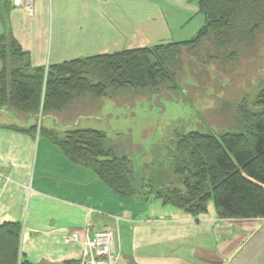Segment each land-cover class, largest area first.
Returning <instances> with one entry per match:
<instances>
[{
    "label": "crops",
    "instance_id": "crops-1",
    "mask_svg": "<svg viewBox=\"0 0 264 264\" xmlns=\"http://www.w3.org/2000/svg\"><path fill=\"white\" fill-rule=\"evenodd\" d=\"M199 1L33 0L27 8L0 0V35L12 33L29 52L33 72L189 40L205 24ZM3 70L0 58V75ZM13 110L0 105V165L10 177L0 192V224H21V254L30 263L79 264L82 249L66 244V235L110 229L117 232L118 264H232L240 247L247 251L264 244V218H221L212 201L207 212L194 216L138 190L121 198L45 135L29 132L36 124L33 116ZM49 123L47 129H58L54 120Z\"/></svg>",
    "mask_w": 264,
    "mask_h": 264
},
{
    "label": "trees",
    "instance_id": "trees-1",
    "mask_svg": "<svg viewBox=\"0 0 264 264\" xmlns=\"http://www.w3.org/2000/svg\"><path fill=\"white\" fill-rule=\"evenodd\" d=\"M199 10L205 24L189 40L79 58L33 72L29 52L12 33L1 34L0 105L33 116L36 124L29 132L45 135L121 198L132 197L137 193L133 156L117 152L106 132L68 127V119L88 115L98 97L123 90L189 94L194 101L192 95L203 88L200 81L215 73L214 91L225 87L218 69H227L264 34V0H200ZM259 88L251 103H238L232 126L216 134L191 130L172 136L165 153L169 158L161 167L168 176L183 178L181 186L162 184L142 193L194 216L207 212L212 201L221 218H264V80ZM39 115L66 122L63 131L38 125ZM21 229L18 222L0 224V264H32L21 254Z\"/></svg>",
    "mask_w": 264,
    "mask_h": 264
},
{
    "label": "rangeland",
    "instance_id": "rangeland-1",
    "mask_svg": "<svg viewBox=\"0 0 264 264\" xmlns=\"http://www.w3.org/2000/svg\"><path fill=\"white\" fill-rule=\"evenodd\" d=\"M149 2L157 3L159 0ZM200 74L204 75L203 72ZM217 74L222 77L225 87L219 86L214 91L217 86L215 73L214 78L212 75L208 81H200L203 88L192 95L194 101L189 100V94L169 96L158 91L144 94L133 91L127 94L128 90H123L111 96L98 97V104L89 106L88 115H70L68 127L81 124L102 130L107 133L117 152L132 155L138 191L149 192L152 188L162 184L168 186L171 182L181 186L183 178L170 180L166 169L161 167L169 158L165 153L171 145L170 139L178 132L191 130L216 134L234 124L238 103H251L260 89V82L264 80V34L247 47L238 59L228 63L227 69H218ZM188 84L195 86L196 82L189 79ZM51 120L55 121L56 117L39 115L37 123L51 128ZM55 123L54 128L63 131L62 126L66 122ZM232 258V264L264 263V244L257 249L250 247L247 251H242L240 247Z\"/></svg>",
    "mask_w": 264,
    "mask_h": 264
},
{
    "label": "built area",
    "instance_id": "built-area-1",
    "mask_svg": "<svg viewBox=\"0 0 264 264\" xmlns=\"http://www.w3.org/2000/svg\"><path fill=\"white\" fill-rule=\"evenodd\" d=\"M18 5L31 8L33 0H15ZM10 177L0 165V192L4 189ZM117 232L114 229L99 230L92 235L82 236L74 232L66 235V244H78L82 249L79 264H118L120 254L116 246Z\"/></svg>",
    "mask_w": 264,
    "mask_h": 264
}]
</instances>
